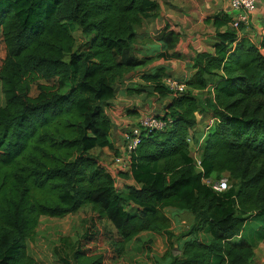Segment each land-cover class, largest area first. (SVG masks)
<instances>
[{
    "label": "trees",
    "instance_id": "16d2710c",
    "mask_svg": "<svg viewBox=\"0 0 264 264\" xmlns=\"http://www.w3.org/2000/svg\"><path fill=\"white\" fill-rule=\"evenodd\" d=\"M158 11L157 0H0V264H45L31 248L43 220L73 216L80 226L47 239L54 264H66L59 247H76L75 264H125L145 234L167 236L156 264H255L246 222L264 219V34L251 41L230 16L215 17L212 49L196 53L195 73L173 96L166 69L142 71L156 59L133 49ZM183 35L167 19L157 59H182ZM137 71L143 83L129 95L171 101L159 115L166 127L142 130L130 172L120 173L137 185L118 189L92 152L114 151L106 107ZM208 118L214 126L202 134ZM215 176H228L230 189L208 185ZM167 209L192 219L179 256Z\"/></svg>",
    "mask_w": 264,
    "mask_h": 264
},
{
    "label": "crops",
    "instance_id": "0c3cea01",
    "mask_svg": "<svg viewBox=\"0 0 264 264\" xmlns=\"http://www.w3.org/2000/svg\"><path fill=\"white\" fill-rule=\"evenodd\" d=\"M257 11L252 17L251 26L244 29L243 36L251 41H255L264 34V0H258ZM160 11L158 16L151 15L144 25L137 32V44L133 47L134 54L137 57L157 58L160 54L166 52L168 45L161 40L162 32L166 25V20L170 19L184 29V35L175 47V51H180L182 59H172L170 61L159 60L152 66H160L166 69L167 73L177 76L185 82L195 73L193 68V59L197 52L210 51L211 43L216 36L212 22L200 21L199 17L206 19L203 15L212 14L217 16L220 13L235 16L234 11L229 5V0H199L196 9L189 10L187 0H157ZM206 13V14H203ZM194 14V15H192ZM200 15V16H199ZM181 19V20H180ZM212 25V27H210ZM207 32V33H206ZM137 71L126 77V79L117 86L116 99L111 101L106 107L109 111V117L112 122L111 143L115 152L121 151L125 144V136L132 133L136 123V113L142 117L146 113L144 110L149 109V103L153 105V99H146L143 95H129L127 89L132 85L142 84L140 74ZM150 101V102H149ZM171 99L167 98L159 102L163 109L170 103ZM143 106H146L143 108ZM162 109V110H163ZM153 110V109H152ZM150 113H153L152 111ZM140 121V120H139ZM134 185H137L134 179H131ZM191 218V217H190ZM251 219L258 223L257 219L264 222L262 217L253 216ZM250 219V220H251ZM192 221V219H191ZM249 226V231L253 236H258L259 230L257 225ZM219 259L215 258L213 264H218Z\"/></svg>",
    "mask_w": 264,
    "mask_h": 264
},
{
    "label": "rangeland",
    "instance_id": "374dc122",
    "mask_svg": "<svg viewBox=\"0 0 264 264\" xmlns=\"http://www.w3.org/2000/svg\"><path fill=\"white\" fill-rule=\"evenodd\" d=\"M188 5H189V10H194L196 9L199 0H187ZM206 14V13H203ZM223 13L218 14L217 16H213L212 14L208 15H203L206 19L202 18L200 15L199 19L200 21H204V23L208 22L209 23L215 18ZM194 15V14H192ZM225 15V14H224ZM158 16V14H157ZM181 20V19H180ZM212 27V25L210 26ZM216 31V30H215ZM207 33V32H206ZM75 37L81 38V33L80 31L75 32ZM215 40V38L213 39ZM211 47L214 45V42H212ZM139 58H141L139 56ZM156 60L153 62L152 65H154L156 62L159 61V59L155 58ZM172 59H168L165 61H170ZM148 66L145 68L144 72H151L154 69L159 68L160 66ZM140 77V76H139ZM166 79H172V80H178L180 81L177 76H173L171 73H165L164 81ZM150 102V101H149ZM153 102V100H152ZM162 103V102H161ZM161 103L154 102L153 105L149 103V109L144 110L146 114L150 113L151 111L154 112L157 115H160L162 113L163 107L161 106ZM3 104V95L0 90V105ZM146 106H143L145 108ZM153 109V110H152ZM109 114V111H107ZM137 117L135 118L136 123L134 124L135 126L133 128L138 129L140 124V115L136 113ZM110 115V114H109ZM200 132L202 133L204 131V126L203 124L201 125ZM133 133V131H132ZM192 154L193 157L196 161L200 159V151H197V148L192 145ZM92 155L96 157L99 160V163L101 167L109 174H114L113 172V160L115 158V151L109 150L108 148H101L97 149L92 152ZM115 175V174H114ZM223 178L228 179V176H222ZM219 181L217 177L215 176L213 179L212 183H216ZM229 185L232 186V182L230 179H228ZM117 182H118V188L123 189V186L125 185H134V182L129 179H123L122 177H117ZM166 214L169 218L172 219V231L174 233L172 240V243L175 244V251L173 252L174 256H179L180 252L177 250L178 245H179V239L182 237L183 234H185L189 228V225L192 223L191 218L188 214L182 213L179 214L175 210L172 209H167ZM176 214H178L176 216ZM176 216V217H175ZM90 219L85 224V229L89 227L90 224ZM258 223L256 224L255 220L251 219L248 220L246 223L248 226L254 225L255 224L258 226L256 227V230H259L258 235L255 239H253V234L250 232V237H252L253 245L255 248V253H256V259H255V264H264V245L262 244V238L264 237V222L262 220L260 221L257 219ZM75 223L80 226V219L77 216L73 217H68L64 220H43L42 226L40 227L39 230V237L37 238L36 243L31 246L33 249V252L36 256H38L39 259H41L45 264H54L53 259L51 257V252H52V247L49 243L48 240H52L53 238L56 237V234L58 231L61 233H68L70 230L71 225ZM99 223V224H98ZM97 224L99 227H103L105 225V222L100 220ZM78 226V227H79ZM258 238V239H257ZM48 239V240H47ZM151 239L152 242L150 244L147 243V241ZM257 240V241H256ZM145 243V244H144ZM145 245V246H144ZM141 246H143V251H141ZM129 251L125 255V264H156V258L161 259L165 253H167L169 249V244L167 241V236L166 235H142L141 236V242H135L131 243L129 245ZM76 252V247L75 248H64V247H59L57 249V254L58 256L66 263V264H75V259L74 255Z\"/></svg>",
    "mask_w": 264,
    "mask_h": 264
},
{
    "label": "built area",
    "instance_id": "2783aa9c",
    "mask_svg": "<svg viewBox=\"0 0 264 264\" xmlns=\"http://www.w3.org/2000/svg\"><path fill=\"white\" fill-rule=\"evenodd\" d=\"M258 0H229V5L234 11L235 16L229 24V27L236 31L239 36H243L244 29L251 26L252 17L257 11ZM166 87L170 90L173 96H178L183 93L186 86L182 81L166 79L164 81ZM215 123L214 118L206 119L202 124L204 126V131L202 134L207 133ZM139 128L133 130V133L125 136V144L122 150L115 154L113 160V172L112 177L116 181V187L118 188L117 177H120V173L130 172L132 153L135 151L136 147L140 141V134L142 130H156L160 131L166 127V122H164L159 115L153 113H148L140 117ZM202 127L200 126V129ZM196 161V160H195ZM197 165L200 166V160L196 161ZM208 185H212L213 189L219 193L226 192L230 189L228 179H221L215 184L207 182ZM119 189V188H118Z\"/></svg>",
    "mask_w": 264,
    "mask_h": 264
}]
</instances>
